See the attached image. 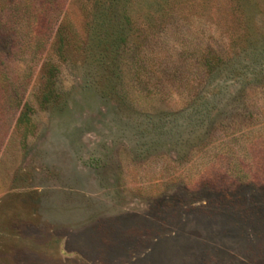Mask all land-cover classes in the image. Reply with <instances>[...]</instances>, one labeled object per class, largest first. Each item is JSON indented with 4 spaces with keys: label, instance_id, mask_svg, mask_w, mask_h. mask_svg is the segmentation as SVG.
<instances>
[{
    "label": "rangeland",
    "instance_id": "obj_1",
    "mask_svg": "<svg viewBox=\"0 0 264 264\" xmlns=\"http://www.w3.org/2000/svg\"><path fill=\"white\" fill-rule=\"evenodd\" d=\"M0 264H264V0H0Z\"/></svg>",
    "mask_w": 264,
    "mask_h": 264
}]
</instances>
